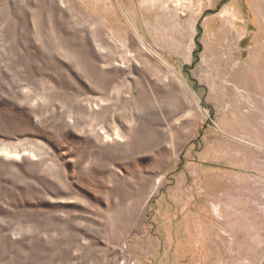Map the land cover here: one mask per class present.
<instances>
[{
  "label": "rangeland",
  "instance_id": "1",
  "mask_svg": "<svg viewBox=\"0 0 264 264\" xmlns=\"http://www.w3.org/2000/svg\"><path fill=\"white\" fill-rule=\"evenodd\" d=\"M0 264H264V0H0Z\"/></svg>",
  "mask_w": 264,
  "mask_h": 264
}]
</instances>
